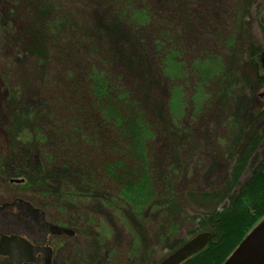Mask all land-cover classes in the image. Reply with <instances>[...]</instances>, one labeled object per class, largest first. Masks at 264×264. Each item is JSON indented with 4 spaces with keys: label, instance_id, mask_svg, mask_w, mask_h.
Instances as JSON below:
<instances>
[{
    "label": "trees",
    "instance_id": "16d2710c",
    "mask_svg": "<svg viewBox=\"0 0 264 264\" xmlns=\"http://www.w3.org/2000/svg\"><path fill=\"white\" fill-rule=\"evenodd\" d=\"M60 1L15 0L31 51L7 98L3 184L15 175L22 183L5 186L18 198L90 243L74 264H156L203 232L212 240L182 264H224L264 218V22L260 43L244 26L253 2L238 0L232 31L219 17L201 23L218 44L190 57L197 0H88L83 22ZM26 86L41 91L29 103Z\"/></svg>",
    "mask_w": 264,
    "mask_h": 264
},
{
    "label": "rangeland",
    "instance_id": "374dc122",
    "mask_svg": "<svg viewBox=\"0 0 264 264\" xmlns=\"http://www.w3.org/2000/svg\"><path fill=\"white\" fill-rule=\"evenodd\" d=\"M62 1H64L62 4H64L66 7L76 6L78 11H82V18H80L81 22H83L86 16L90 13L91 9L90 7H87L88 0H73V2L70 0H61L60 3ZM154 1L158 0H151V2ZM237 2L238 0H197L195 9L198 8L202 13H197L198 18H196V15H194L192 22L193 29L190 31V33L186 32L185 39L184 36L181 37V39L186 41V48L188 49L186 53L190 55V57H195L197 49L209 51L210 49H213V45L218 44V38L204 35L202 29L200 28L201 23L206 24V22L210 21L213 17H215L214 21H216L219 17V22L226 20L227 22L230 21L227 28L232 31L230 23L232 22L231 20L234 19L233 13L234 9H236ZM250 2H253V4H251L250 7L251 14L245 16V32L248 33L251 39H254L256 43L257 41L260 43L261 37L257 28L258 26L256 24V18L258 17L264 22V0H251ZM237 4L239 9L240 2ZM258 9L259 12L256 11ZM26 25L27 22L23 14L21 12L15 13V0H0V152L5 151L6 144L8 142V137L4 131V125L7 123V98L9 96L10 90L14 89V87L17 85V77H20V75L26 69L28 62V58L26 59V57L29 56L31 51L27 41V38L30 39V37L26 36ZM224 35L226 36V33H224L223 36ZM16 44L18 45L17 49ZM219 45H221V42H219ZM220 48L221 49L218 51L219 53L222 54V51H226L224 46L221 45ZM7 70H10L9 73L11 74H8L6 72ZM260 71L262 72V69H260ZM25 88V95L23 99L25 103L36 100L32 99L31 97L39 96L41 94L40 89H36L35 86H26ZM263 91L264 90L260 89L258 95L261 96ZM204 124L205 120H202L197 124L193 122L192 126H189V129L192 131H201L205 127ZM216 141L217 138L213 142L209 140L206 141L205 144L208 146L210 151L213 148H216ZM2 173H4L3 170H0V205L10 204L14 199L18 198L15 190L7 188L5 185H10L11 180L19 179H16L14 177L15 175L12 177L8 176V182L4 185V175ZM91 212H94L95 218L100 220L99 224H96L98 228L100 227V230L103 232H109L106 230V228L108 229L109 227L110 230L111 226H109L106 221V218L108 217L105 211L97 212L92 209ZM112 222L118 225L117 221L113 218ZM64 228L71 230V228L68 227ZM0 233L5 235L20 236L35 245L50 247L52 254L49 264H74L73 262L76 261L75 255L78 250V246H81L84 252H87L88 249H90V243H87L86 239L83 238L82 235H74V232L73 236L71 237L45 235L38 230L36 225H34L29 220L22 210L11 206L0 211ZM108 237L110 239L109 242L114 244V239H111L110 234ZM122 237L123 239L125 238L124 234ZM163 253L164 251H162V254ZM1 262L4 263L6 260ZM37 264H42V261H38Z\"/></svg>",
    "mask_w": 264,
    "mask_h": 264
},
{
    "label": "water",
    "instance_id": "95a60500",
    "mask_svg": "<svg viewBox=\"0 0 264 264\" xmlns=\"http://www.w3.org/2000/svg\"><path fill=\"white\" fill-rule=\"evenodd\" d=\"M261 61L264 67L263 56ZM10 183L20 184L22 181L11 180ZM9 206L23 210L36 224L38 230L48 236H73V231L49 223L45 219V214L42 210L34 208L30 203L22 199L17 198L10 204L0 205V211ZM211 240V233H199L156 264H182L201 252ZM51 254L52 250L48 246L33 245L20 236L0 234V256L7 258L13 264L34 263L40 255L44 263L49 264ZM224 264H264V218L247 234Z\"/></svg>",
    "mask_w": 264,
    "mask_h": 264
},
{
    "label": "flooded vegetation",
    "instance_id": "af4514ba",
    "mask_svg": "<svg viewBox=\"0 0 264 264\" xmlns=\"http://www.w3.org/2000/svg\"><path fill=\"white\" fill-rule=\"evenodd\" d=\"M23 211V210H22ZM24 212V211H23ZM25 213V212H24ZM26 214V213H25ZM26 216L29 218V216L26 214ZM29 220L34 224V225H36L30 218H29ZM37 227V226H36ZM41 232V231H40ZM43 233V232H42ZM0 234H2V233H0ZM3 235H5V234H3ZM46 235V234H45ZM6 236H11V235H6ZM33 244V243H32ZM33 245H35V244H33ZM38 246V245H37ZM41 246H43V245H41ZM3 260H6V261H8V262H10L7 258H5V257H2V256H0V263H2L1 261H3ZM38 261H42V264H45L44 263V261H43V259H42V256L40 255L39 256V258L37 259V261H35L34 263H30V264H37V262ZM11 264H13L12 262H10Z\"/></svg>",
    "mask_w": 264,
    "mask_h": 264
}]
</instances>
